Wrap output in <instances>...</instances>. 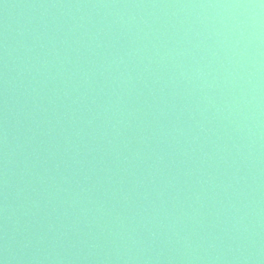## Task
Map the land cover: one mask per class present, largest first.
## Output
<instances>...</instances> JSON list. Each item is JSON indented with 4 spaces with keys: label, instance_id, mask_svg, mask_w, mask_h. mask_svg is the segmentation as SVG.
Here are the masks:
<instances>
[{
    "label": "water",
    "instance_id": "obj_1",
    "mask_svg": "<svg viewBox=\"0 0 264 264\" xmlns=\"http://www.w3.org/2000/svg\"><path fill=\"white\" fill-rule=\"evenodd\" d=\"M0 264H264V0H0Z\"/></svg>",
    "mask_w": 264,
    "mask_h": 264
}]
</instances>
